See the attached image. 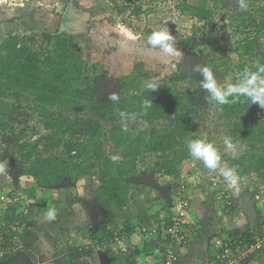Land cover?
<instances>
[{
  "label": "trees",
  "instance_id": "trees-1",
  "mask_svg": "<svg viewBox=\"0 0 264 264\" xmlns=\"http://www.w3.org/2000/svg\"><path fill=\"white\" fill-rule=\"evenodd\" d=\"M251 1L247 0V3ZM221 2L227 7L228 0ZM131 4L132 0H126L119 11L123 13L131 10V14L136 15L142 13L140 6L132 8ZM208 7L209 0H199L198 4L188 7L183 5L182 9L186 8L200 20H205L213 14ZM56 8L51 12L56 18L55 23L47 21L48 25L41 31L40 37L39 33L27 30L26 34L11 32L0 40V139L15 149L12 159L6 152H0V163L7 161V166L19 169L20 177L33 179L36 187L44 189L58 188L68 179L75 182L80 178L98 175L99 183L94 196L103 209L112 211L129 203L134 196V185L140 187L141 192L144 187H149L133 181L139 175L141 163L147 171L152 170L154 182L166 188L170 196L168 201L157 185L150 186L157 195L160 213L164 212L161 219L158 218L159 211L155 214L158 218L155 223L171 224V208L178 201L176 192L180 184L168 188L167 185L181 177L179 167L190 158L186 141L195 135H203L199 125L205 119L206 109L216 107L219 119L228 126L226 136L245 147L253 148V151L244 152L235 159L231 156L229 167L237 170L239 181L254 174L264 179V149L260 152L264 148V116L255 115L257 103L251 104L241 97L235 103L220 106L210 102L208 94L195 85L187 91L152 85L154 90L148 88L141 92V68H138L136 75H126L122 79L118 101L103 98L98 93L100 87L97 83L84 77L86 59L82 48L76 45L73 36L65 35L59 28L64 5L60 4ZM40 15H44V12ZM240 17L242 23L238 25V31L256 22L253 13L242 12ZM11 20L16 19L12 17ZM261 25L264 29L263 21ZM241 48H244V54L259 57L257 65L249 71H255L257 66L264 64V53L261 56L258 54V38L250 39L245 44L240 42L235 51ZM213 49L218 54L222 52L218 45H214ZM218 59L220 57L217 56L209 59L207 64L222 68V65H216ZM239 68L246 69V64L241 63ZM225 69L228 67L225 66ZM145 76L150 77V74ZM173 81L177 82V78ZM145 101L151 104L146 110L142 108ZM121 113L125 114V118L129 117L132 124L123 123ZM133 116L135 118L131 119ZM154 153L156 156L147 162V157ZM113 156L117 159L113 160ZM197 177L200 180H195L193 186L203 182L201 177ZM16 182L12 178V182L8 183L12 191H17ZM3 186H0V190ZM190 192L186 186L182 195L189 197ZM236 198H232L234 205L222 203V207L234 209L237 207ZM6 212L2 230L7 241L10 239L9 232H12L9 225L16 220L14 209L9 208ZM202 214L201 210V221ZM150 215V212L142 215L144 224L140 227L143 241L148 244L153 237L143 229L144 225L152 223ZM261 218L264 219V215L259 216L257 221ZM136 225L128 221L122 224L109 221L99 223L96 228L89 226L87 230L92 243L87 248L71 252L74 256H70L79 258L93 254L96 247H115L118 242L115 234L121 236L124 231L130 233ZM249 228L252 227L248 223ZM228 234L231 243L239 237L253 242V234L249 230L239 228ZM155 240L167 244L169 234L161 231ZM143 251V247L136 249L137 253Z\"/></svg>",
  "mask_w": 264,
  "mask_h": 264
},
{
  "label": "rangeland",
  "instance_id": "rangeland-1",
  "mask_svg": "<svg viewBox=\"0 0 264 264\" xmlns=\"http://www.w3.org/2000/svg\"><path fill=\"white\" fill-rule=\"evenodd\" d=\"M125 2L126 0H0V40L9 36L11 32L26 34L27 30L31 33H39L38 37H40L41 31L45 30L48 25L47 21L55 23L56 18L51 15V12L58 9L59 7L56 8L58 5L63 4L65 9L71 6L83 18L80 28L72 30V32L68 29L62 32L65 35L73 36L76 45L82 48L86 59L84 77L93 83H97L99 87L100 76L121 81L126 75H136L138 68H141L143 71V75L140 77L142 80L141 92L148 90V86L152 82L154 86L177 87L187 91L193 85L200 88L202 76L199 71L195 70L197 65L207 66L214 72L218 83L226 86L229 83H234L235 80L237 81L245 70L253 69L258 63L259 57L254 58L244 54V48L239 51H235V48L240 42L245 44L250 39L264 36V29L260 26L241 27V31H238L240 30L238 25L242 23L240 14L242 12H255L259 15L258 9H264V0H252L250 4L245 0L246 9H241L236 0H228L227 7L223 6L221 0L217 2L209 0L208 8L213 14L205 20H200L193 15L194 13L185 10L186 8L182 9L183 5L184 7L192 6L198 4L199 0H132V8L141 7L142 13L137 15L131 14V10L123 13L119 11ZM41 12H44V15H40ZM12 17L16 20L12 21ZM161 28L169 30L174 35L176 41L174 46L177 50L175 56H168L147 44L148 36L154 30ZM51 30L54 28L51 27ZM214 45H218L222 50L219 52L220 54L213 49ZM186 53L188 59L186 67L183 68ZM263 53V49L259 48L258 54L261 56ZM216 56L220 57L216 65H222V68H215V65L207 64L209 59L216 58ZM241 63L246 64V69L239 68ZM225 66L228 69H225ZM146 74H150V77H146ZM96 77H98L97 81L95 80ZM176 78L177 82H174L173 80ZM191 80L195 83L192 84ZM121 88L122 86L111 89L100 87L98 93L103 98H109L114 92L119 95ZM201 90L207 94L206 90ZM256 107L255 115L264 116V108H261L258 103ZM218 116L216 107L206 109V116L204 121L200 122L199 131L216 143L221 151L222 166L229 167V160L232 155L225 151L222 144V138L227 135L226 128L228 126ZM122 120L125 124H132L129 117ZM41 130L45 133L44 128L41 127ZM35 138L32 137V139ZM234 142L238 146L239 155L253 151L250 146L245 147L238 141ZM263 149L261 148L260 152ZM2 151L6 152L11 159L15 156L13 146L2 143L0 139V152ZM151 155L147 157V162L156 156L155 153ZM144 166L139 163V175L137 177L147 175L153 179L152 170L147 171L148 169H144ZM179 168L181 169V177L173 179L171 183H168L167 188L174 186V184L182 185L184 183L189 188L200 180L196 176L201 177L202 181L210 186L209 177L212 178L213 176L222 180L221 186L225 184L231 186L218 171L208 170L201 161H194L191 157L186 159ZM18 170L14 166H7L5 172H0V186L4 185L0 190V195L20 193L21 196H28L32 200L35 213L36 211L40 213L39 211L44 209L48 214L49 211L56 209L54 213L60 214L70 208L72 210L76 205L80 209L82 208L81 211H84L86 204L89 208L103 209L94 196V190L99 183L98 175H94L92 178H80L75 182L68 179L62 182L58 188L44 189L36 187L33 179L28 180L23 177V179L28 180L25 182L19 176ZM12 178L18 181L16 182L17 191H12L8 184L12 182ZM195 180L196 182H194ZM150 186L144 187V191L141 192L140 187L134 185V196L129 201L130 208L125 210L136 214L138 210L144 211L151 207L150 204L155 205L157 195ZM231 190L235 191L236 200L249 203L253 202L255 195L259 193L260 197L257 199L259 202L256 201V203L258 206L264 204V194H262L264 193V180L258 179L257 176L252 175L246 180H238L236 186L231 187ZM189 197L192 201V196ZM200 199L203 200V195L200 196ZM174 208L172 206V213L175 212ZM105 212L107 219L108 214L111 215L113 211L106 209Z\"/></svg>",
  "mask_w": 264,
  "mask_h": 264
},
{
  "label": "crops",
  "instance_id": "crops-1",
  "mask_svg": "<svg viewBox=\"0 0 264 264\" xmlns=\"http://www.w3.org/2000/svg\"><path fill=\"white\" fill-rule=\"evenodd\" d=\"M258 11H260L259 15L253 12L256 17L254 27L260 26L261 21L264 22V13L262 10L258 9ZM258 44L264 52V36L258 38ZM254 176L256 175L254 174ZM257 178L261 179L258 176ZM25 179H23L25 182L31 180L30 178ZM189 188L191 191L189 196H192L193 199L190 208L185 211L187 222L185 224L190 231L191 241L179 248L180 264H217L219 261H216L213 256L214 249L211 244L216 235L229 236V231L239 228L252 232L253 239L257 235H264V219L261 218L260 221H257L259 216L264 215V204L258 206V203H256L258 197H260L259 193L255 195L253 192L255 199L251 202V207L256 217L255 224H252L246 212L240 206V202L243 200L237 199V207L234 209L223 208L216 188H210L205 182L195 184L194 187L192 184ZM15 194L21 198L19 203L11 201L12 197H9L5 203H0L2 228H4L6 211L9 208L14 209L16 220L9 225L12 229V232H9L10 239L6 241L3 233L4 245L9 247L6 248L7 252L0 264H6V262L8 264H101L99 254L101 250L108 264H163L161 254L166 243L155 240L157 236L151 238L153 240L149 241L150 244L144 242L141 235L142 229H140L144 224L142 215L146 212L151 213L150 219L154 224H156L158 218L161 219L164 216V212L160 213L159 211L158 201L155 205L150 204L151 207L149 208L151 210L149 208L144 211L138 210L136 214L125 210L130 208L128 203L123 207L124 210H114L113 212L111 210L112 213L111 215L108 214L107 219L104 209L89 208L86 206L87 204L83 209L84 211H81L82 208L80 209L76 205L72 210L70 208L60 214L55 213V218L49 219L44 209H41L40 213L34 212V205L28 196H21L20 193ZM201 195H203V200L200 199ZM201 210L203 212L202 221L199 216ZM53 211H56V209ZM158 211L160 216L156 218L155 214ZM109 221H115L119 224L128 221L137 225L130 233L125 231L122 233L115 248L114 245L107 248L96 247L95 252L91 255H83L79 258L70 256L73 255L74 251L87 248L92 243V237L87 227L93 225L92 227L96 228L99 223H108ZM18 222L20 224L16 228ZM248 223L252 227L251 229H248ZM14 237L17 238L14 239ZM141 247L144 251L137 253L136 249H141ZM240 264H264V246L251 252L249 256L242 259Z\"/></svg>",
  "mask_w": 264,
  "mask_h": 264
},
{
  "label": "clouds",
  "instance_id": "clouds-1",
  "mask_svg": "<svg viewBox=\"0 0 264 264\" xmlns=\"http://www.w3.org/2000/svg\"><path fill=\"white\" fill-rule=\"evenodd\" d=\"M236 3L241 9L247 8L245 0H236ZM175 43L174 35L169 30L163 28L154 30L147 38V44L151 48L159 49L160 52L168 56H175L177 54L174 46ZM195 70L199 71L202 76L200 88L206 90L210 102L223 106L235 103L239 98L244 97L251 104L258 103L261 108H264V64L257 66L255 71L245 70L235 83H229L226 86L218 83L214 72L207 66L201 67L197 65ZM152 83L148 86L150 91L155 89L152 87ZM109 99L115 102L119 100V96L114 92L110 95ZM149 107H151L149 101H145L142 105V108L145 110ZM121 117L124 119L125 114L121 113ZM134 118V116L131 117V119ZM124 130H127L126 126ZM222 144L225 151L230 152L234 159L238 157V146L230 136H224ZM186 147L189 156L194 161H201L204 167L210 171H218L225 181L231 185H235L238 182L237 170L234 167L222 166L221 151L216 143L211 141L207 135H195L194 138L186 141ZM112 159L116 160L117 157L113 156ZM6 168L7 161L0 163V172H5ZM209 187L212 188L210 185ZM48 217L49 219H54V211H49Z\"/></svg>",
  "mask_w": 264,
  "mask_h": 264
},
{
  "label": "built area",
  "instance_id": "built-area-1",
  "mask_svg": "<svg viewBox=\"0 0 264 264\" xmlns=\"http://www.w3.org/2000/svg\"><path fill=\"white\" fill-rule=\"evenodd\" d=\"M209 180L212 188H216L218 191L221 202L227 206L234 205L232 198L235 191L231 190V187L236 186V184L231 186H226L225 184L221 186L222 180L218 179L216 176H213ZM180 186L176 192L178 201L174 204L175 212L172 213V223H151L144 225L143 229L151 237H156L161 231L169 234V241L166 244L164 251L163 264H180L179 248L187 245L191 241L190 231L185 224V211L191 206V200L190 197L182 195V190L186 187L185 183ZM9 197H12L11 201L14 203H19L21 200L20 196L15 193H12V195L1 194L0 203H5ZM19 224L20 222H18L15 227L17 228ZM2 229V224L0 223V261L4 258L7 252L6 248L9 247L8 245L7 247L4 245V231ZM15 238L17 237H14V239ZM115 240H120L119 234H115ZM211 244L214 249V258L216 261H219L218 264H240L242 259L249 256L251 252L264 246V235L255 236L251 243L247 242L243 237H239L231 243V239H229L228 236L217 235L213 238Z\"/></svg>",
  "mask_w": 264,
  "mask_h": 264
},
{
  "label": "water",
  "instance_id": "water-1",
  "mask_svg": "<svg viewBox=\"0 0 264 264\" xmlns=\"http://www.w3.org/2000/svg\"><path fill=\"white\" fill-rule=\"evenodd\" d=\"M68 14H69V12H66L65 13V17ZM186 64H187V58H185L184 61H183V68L186 67ZM99 80H101L103 82L110 83V84H115V82H117L115 79L108 78V77H102V76L99 77ZM133 181L135 183L146 184V185H149V186L150 185L151 186H156L157 185L154 182V180L151 179L150 176H147V175L146 176H139V177L133 179ZM159 189L162 191V193L164 194V196L166 197V199L168 201H170V196H169L168 190L166 188H163V187H159ZM240 206L246 212V215L249 218V221L252 224H255L256 214H255L253 208L251 207V203L242 201V202H240ZM99 254H100V258H101V264H108V261L106 260V258H104V255L102 254V250H101V252H99ZM6 264H8V263L6 262Z\"/></svg>",
  "mask_w": 264,
  "mask_h": 264
},
{
  "label": "flooded vegetation",
  "instance_id": "flooded-vegetation-1",
  "mask_svg": "<svg viewBox=\"0 0 264 264\" xmlns=\"http://www.w3.org/2000/svg\"><path fill=\"white\" fill-rule=\"evenodd\" d=\"M66 12H69V14L65 17V13ZM83 22V18L81 15H79L77 12L74 11V9L69 6L65 9V11L63 12L62 14V17L59 21V28H62V30H65L68 29V30H76L78 28H80V24ZM185 58L188 59V56H187V53L185 55ZM191 59V58H190ZM104 77V76H103ZM110 78V77H108ZM114 79V78H112ZM117 82H115V84H110V83H107V82H103L100 80V87L102 89L104 88H117V87H120V86H123V82L122 80L121 81H118L117 79H115Z\"/></svg>",
  "mask_w": 264,
  "mask_h": 264
},
{
  "label": "bare ground",
  "instance_id": "bare-ground-1",
  "mask_svg": "<svg viewBox=\"0 0 264 264\" xmlns=\"http://www.w3.org/2000/svg\"><path fill=\"white\" fill-rule=\"evenodd\" d=\"M206 177V176H205ZM165 236V235H164Z\"/></svg>",
  "mask_w": 264,
  "mask_h": 264
}]
</instances>
